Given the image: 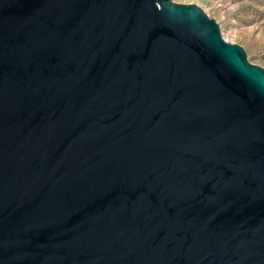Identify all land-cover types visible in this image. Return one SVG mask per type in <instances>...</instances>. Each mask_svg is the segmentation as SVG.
I'll return each instance as SVG.
<instances>
[{"label": "water", "instance_id": "1", "mask_svg": "<svg viewBox=\"0 0 264 264\" xmlns=\"http://www.w3.org/2000/svg\"><path fill=\"white\" fill-rule=\"evenodd\" d=\"M0 264H264V68L195 4L0 0Z\"/></svg>", "mask_w": 264, "mask_h": 264}, {"label": "rangeland", "instance_id": "2", "mask_svg": "<svg viewBox=\"0 0 264 264\" xmlns=\"http://www.w3.org/2000/svg\"><path fill=\"white\" fill-rule=\"evenodd\" d=\"M195 4L216 20L223 37L240 44L251 63L264 68V0H173Z\"/></svg>", "mask_w": 264, "mask_h": 264}, {"label": "bare ground", "instance_id": "3", "mask_svg": "<svg viewBox=\"0 0 264 264\" xmlns=\"http://www.w3.org/2000/svg\"><path fill=\"white\" fill-rule=\"evenodd\" d=\"M229 41V40H228Z\"/></svg>", "mask_w": 264, "mask_h": 264}]
</instances>
